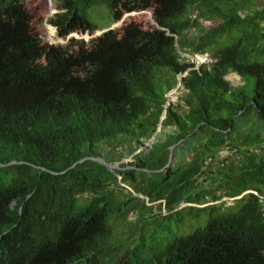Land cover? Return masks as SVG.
<instances>
[{"label": "trees", "instance_id": "obj_1", "mask_svg": "<svg viewBox=\"0 0 264 264\" xmlns=\"http://www.w3.org/2000/svg\"><path fill=\"white\" fill-rule=\"evenodd\" d=\"M101 5L113 23L150 10L155 25L132 18L89 42L54 45L43 41L44 18L24 0H0V166L12 175L0 187V264H264V5L60 0L49 23L64 38L93 35L102 28L86 11ZM194 28L202 32L191 38ZM183 54H206L213 62ZM230 71L254 78L253 91L228 81ZM179 83L183 102L169 103ZM160 125L178 127L167 147L196 131L206 138L175 178L165 170L155 196L166 198L168 213L187 206L196 216L213 215L203 228L144 256L142 237L126 248L110 241L122 202L110 188L113 177L93 158L100 143L124 136L144 146ZM223 148L234 159L215 180L222 178L225 196L241 205L201 208V191L209 192L197 186L203 160Z\"/></svg>", "mask_w": 264, "mask_h": 264}, {"label": "rangeland", "instance_id": "obj_2", "mask_svg": "<svg viewBox=\"0 0 264 264\" xmlns=\"http://www.w3.org/2000/svg\"><path fill=\"white\" fill-rule=\"evenodd\" d=\"M24 1L31 13L41 15L44 18L43 23L39 26V33L44 42L54 45L65 46L72 38L84 39L89 42L107 30V27L111 26L110 28L120 29L129 23L132 18L142 20L146 26L155 25L152 11L150 10L126 14L120 21L113 23L110 9L105 5H101L87 9L86 14L89 20L98 28H102V30L96 31L93 35L72 33L64 38L58 34L57 28L49 23L50 18L59 12L60 0ZM257 3L262 8L264 0H257ZM79 7H83L81 3H79ZM189 14L196 17L198 11L190 9ZM202 24L204 28L209 26L208 22H202ZM201 32L202 29L194 28L188 34L191 38H195ZM183 55L195 60L198 64L203 63L205 56L209 57L206 54L198 56ZM163 70L169 71L168 69ZM166 76L167 73L159 74L158 81L164 83ZM227 80L233 85L246 88L248 93L253 91L255 84L254 78L243 79L233 71L228 73ZM165 85H163L164 88L166 87ZM180 86L176 85L174 89L168 92L169 103L177 104L180 102L179 97L183 91ZM182 102L180 103L182 104ZM179 111H184L183 106ZM176 132H178V127L160 125L153 143L149 139L143 146L147 148H143L127 136L99 144L97 149L99 156L96 157L100 158V160L96 161L102 164L113 177L110 188L116 198L122 202L121 209L116 210V217L110 222L112 226V238H110V241L112 243L124 244L126 248L138 242L140 237H142V241H139L143 243L141 252L144 256H150L153 248L162 249L175 237L185 236L199 228H203L212 217L213 214L210 212H202L199 213V216H196L197 212L187 206H181V208L174 209L168 213L166 198L155 196L156 192L163 186L164 177L166 176L165 170L169 172L172 179L175 178L179 167H185L190 163L195 152L199 147L203 146L206 138L201 131H196L193 136L183 142L167 147L164 141ZM229 153L230 150L226 148L214 154L207 152L203 160V173L197 178V186L200 190L204 187L209 192L201 191V199L196 204L197 206L202 208L215 203H224V209L235 206L232 209L237 210L240 207L241 203L238 204L235 198L225 196L224 192L228 186L222 183V178L218 181L215 180L217 171L221 168L224 170L223 164H229L234 159L233 156L229 157ZM11 178V173L0 166V187L2 184L9 183ZM214 193L220 196L218 201L213 199ZM86 197H89V195ZM124 247L121 254L124 252Z\"/></svg>", "mask_w": 264, "mask_h": 264}, {"label": "water", "instance_id": "obj_3", "mask_svg": "<svg viewBox=\"0 0 264 264\" xmlns=\"http://www.w3.org/2000/svg\"><path fill=\"white\" fill-rule=\"evenodd\" d=\"M111 29V28H110ZM106 31V30H105ZM88 34H90V33H88ZM180 76H182V75H179V80L181 79V77ZM180 86V83L178 84V87ZM168 105V104H167ZM155 136H156V133L152 136V138H151V143H153V141L155 140ZM94 160H100V158H93Z\"/></svg>", "mask_w": 264, "mask_h": 264}, {"label": "built area", "instance_id": "obj_4", "mask_svg": "<svg viewBox=\"0 0 264 264\" xmlns=\"http://www.w3.org/2000/svg\"><path fill=\"white\" fill-rule=\"evenodd\" d=\"M212 62H213V60H212L211 58L207 57V56H205L204 59H203V63H208V64H210V63H212Z\"/></svg>", "mask_w": 264, "mask_h": 264}, {"label": "crops", "instance_id": "obj_5", "mask_svg": "<svg viewBox=\"0 0 264 264\" xmlns=\"http://www.w3.org/2000/svg\"><path fill=\"white\" fill-rule=\"evenodd\" d=\"M143 147V146H142ZM143 148H147V147H143Z\"/></svg>", "mask_w": 264, "mask_h": 264}]
</instances>
